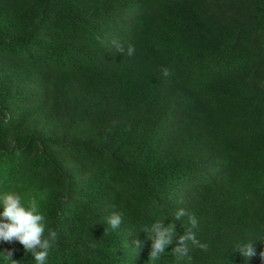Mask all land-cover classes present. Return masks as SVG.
Returning a JSON list of instances; mask_svg holds the SVG:
<instances>
[{"label":"trees","instance_id":"16d2710c","mask_svg":"<svg viewBox=\"0 0 264 264\" xmlns=\"http://www.w3.org/2000/svg\"><path fill=\"white\" fill-rule=\"evenodd\" d=\"M5 193L55 231L45 264H264V0H0Z\"/></svg>","mask_w":264,"mask_h":264},{"label":"clouds","instance_id":"9594fccd","mask_svg":"<svg viewBox=\"0 0 264 264\" xmlns=\"http://www.w3.org/2000/svg\"><path fill=\"white\" fill-rule=\"evenodd\" d=\"M117 52L124 53V48L117 45ZM134 46L129 45L127 55L134 54ZM162 75L167 77L170 75L168 69H162ZM0 242L12 243L19 242L26 253H31L36 264H45L49 251L54 246L56 233L49 229L48 235L45 237L46 217L38 210V205L35 199L29 201L28 207H24L21 202V196L17 193H5L0 196ZM186 214L184 209H179L175 218L179 220ZM122 223L120 213L113 212L107 217V224L113 229H117ZM189 223L194 228L197 226V220L194 215L189 217ZM147 239L151 241L150 257L158 259L160 255L173 244V231L167 226H163V222H157L152 225L151 229H145ZM191 241L194 246L199 247L203 251L208 250V245L200 243L193 232L189 230L187 234L180 236L176 240V245L173 251L183 256H188L187 242ZM135 249H140L143 244L137 239L133 242ZM237 252L250 260L256 256L255 245L246 243L237 246ZM14 250L5 249L0 252L7 264H19V261L12 259ZM259 257L264 262V251L259 253ZM191 257L189 256V260Z\"/></svg>","mask_w":264,"mask_h":264}]
</instances>
